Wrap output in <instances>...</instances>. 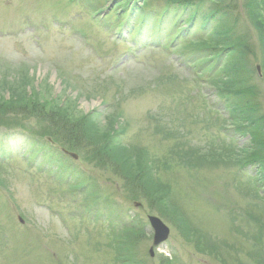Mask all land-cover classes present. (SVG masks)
<instances>
[{
  "label": "rangeland",
  "instance_id": "374dc122",
  "mask_svg": "<svg viewBox=\"0 0 264 264\" xmlns=\"http://www.w3.org/2000/svg\"><path fill=\"white\" fill-rule=\"evenodd\" d=\"M247 3L0 0V264H264Z\"/></svg>",
  "mask_w": 264,
  "mask_h": 264
},
{
  "label": "trees",
  "instance_id": "16d2710c",
  "mask_svg": "<svg viewBox=\"0 0 264 264\" xmlns=\"http://www.w3.org/2000/svg\"><path fill=\"white\" fill-rule=\"evenodd\" d=\"M215 1L216 3H220V1L222 2V0H215ZM247 4L249 7H252V8L256 7V10L259 14V17H258L259 21L264 19V0H248ZM222 17L223 16H219V19H217V22L221 20ZM241 86H245V85L242 83ZM249 91L246 90V88L241 87L240 93H228L226 95L228 99L226 98V96L222 98V99H225V103L228 105L227 106L228 109L239 110L240 117H243L242 119L249 121L248 125L252 124L254 120L259 119V116H257V114L259 113L258 112L259 105L257 104V101H255V99L253 98L254 96ZM255 138L259 139V141L257 142V145H260L262 142L261 141L262 139H260V135H255Z\"/></svg>",
  "mask_w": 264,
  "mask_h": 264
},
{
  "label": "water",
  "instance_id": "95a60500",
  "mask_svg": "<svg viewBox=\"0 0 264 264\" xmlns=\"http://www.w3.org/2000/svg\"><path fill=\"white\" fill-rule=\"evenodd\" d=\"M148 222L153 232L152 245L158 247L162 245L169 235V229L165 224L156 216H148ZM152 255V249H150Z\"/></svg>",
  "mask_w": 264,
  "mask_h": 264
},
{
  "label": "bare ground",
  "instance_id": "6f19581e",
  "mask_svg": "<svg viewBox=\"0 0 264 264\" xmlns=\"http://www.w3.org/2000/svg\"><path fill=\"white\" fill-rule=\"evenodd\" d=\"M150 253V252H149Z\"/></svg>",
  "mask_w": 264,
  "mask_h": 264
}]
</instances>
